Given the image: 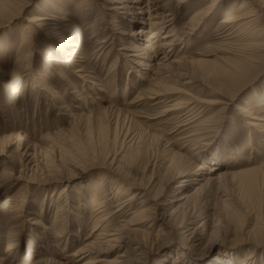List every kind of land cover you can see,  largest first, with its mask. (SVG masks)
<instances>
[{
    "label": "rangeland",
    "instance_id": "rangeland-1",
    "mask_svg": "<svg viewBox=\"0 0 264 264\" xmlns=\"http://www.w3.org/2000/svg\"><path fill=\"white\" fill-rule=\"evenodd\" d=\"M46 1L0 0V264H264V0Z\"/></svg>",
    "mask_w": 264,
    "mask_h": 264
},
{
    "label": "bare ground",
    "instance_id": "bare-ground-1",
    "mask_svg": "<svg viewBox=\"0 0 264 264\" xmlns=\"http://www.w3.org/2000/svg\"><path fill=\"white\" fill-rule=\"evenodd\" d=\"M44 2L45 3L46 2L48 3V1H46V0H44ZM248 5L250 6L247 9L248 12L247 13H242V15L240 14V16L235 17V20H232L233 23L234 22L235 23H243V27H248L249 25L254 24V22L257 21L256 20L257 9H256V6H255L254 2H252V3L245 2L244 4H242L241 8H246ZM46 20H47V18H43V17L42 18L41 17L36 18V17H34V18H31L29 20V24L34 23L37 28H40L41 30L47 31L50 28H47V26H46L47 24H43L42 23V22H44ZM66 40L67 39H65V40L63 39V41H66ZM62 43H65V44L61 48V47L58 46L60 43L59 42H55V44L58 46V49L56 50V52L54 54H52L51 59L47 63V66L49 68L51 66L52 70L58 71L60 75L62 74V72L60 71L61 64L59 63L60 60L58 59V57L59 56H65V57H67L68 59L66 60V62H63L64 63L63 65H65V67H72L75 64H77V62L80 60V53H79V51H80V48L82 47L81 44L79 43V41L76 38H74V37L71 40H68V41L62 42ZM246 59L248 60V58H246ZM82 72H83L82 70L78 71V73H79L78 76L79 77L82 76ZM19 80H20L19 76L16 75L14 77V80L13 81H14V83H17L18 84ZM161 93H167V92L165 90L161 89V91H157V92H154L152 94H153V96H156V95H161ZM156 97H158V96H156ZM191 101H192V99L188 100L183 107H185L186 109L190 108L191 106H188V105L195 104L194 102H191ZM228 101H230V100H228ZM180 107L181 106L179 104H176V105L172 106L171 108H169L166 111V113L174 112L175 110L180 109ZM195 107H192L188 112L189 113L193 112L194 109H195ZM237 110H239L242 114L246 115V117H248V118H250V119H252L254 121L256 120V118L253 116L252 113H250L247 110V108L246 109H243V107L241 105H239V106H237ZM189 120H191V119H189ZM257 121L262 122L263 120L262 119H258ZM182 123L183 124L180 127H183V128L188 127L187 130L190 131V133H191L189 136L186 137V139H187L186 142L193 143V145H197L198 142L200 141V139H205L206 134H208L209 132H212L208 128H202V127H204L203 125H201V126L200 125L194 126L193 125L194 122H192V121H184ZM251 125L254 126V127H260V125L258 123H251ZM212 171L213 172H216L217 170H215L213 168H210V173ZM115 178H116V182L119 183V186H118L119 190L117 192L118 194L122 191V189L125 190L124 194H126L127 192H130V191H133V190L135 191L134 195L131 197V199L129 201H132V200L136 199L141 194L144 197H146L147 199H149L148 198L149 197L148 196L149 192H147L145 190V188L143 190V188L141 186H137V184H129L128 183L129 179L126 180L125 177H123V176H121V175H119L117 173H115ZM198 180H201V179H198ZM198 180H196V181H198ZM139 190H142L144 192H141ZM149 211H150L149 208L148 209H144V210L138 212L130 221H128V222H124L123 221L124 222V225H123L122 228L123 229L129 228L132 233L146 234L144 231H142L141 228L138 227V225H141L143 223H146V222L151 221L150 220V216L149 215L148 216L146 215L147 212L149 213ZM154 215H156V214H154ZM155 219H156V216H154V218H152V222ZM119 232L120 233H113V234L108 233L107 235H104L105 236L104 237V240H106L108 243L109 242H112V241L113 242H115V241H118L119 242V240L122 239L121 236H123L122 235V232L123 231L122 230H119ZM18 264H30V263H28L27 260H20Z\"/></svg>",
    "mask_w": 264,
    "mask_h": 264
}]
</instances>
